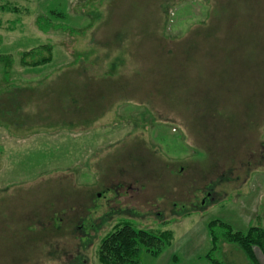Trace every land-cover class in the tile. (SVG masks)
<instances>
[{
  "label": "rangeland",
  "instance_id": "374dc122",
  "mask_svg": "<svg viewBox=\"0 0 264 264\" xmlns=\"http://www.w3.org/2000/svg\"><path fill=\"white\" fill-rule=\"evenodd\" d=\"M0 54V264H101L124 221L172 233L142 264H210L211 220L264 227V0H0Z\"/></svg>",
  "mask_w": 264,
  "mask_h": 264
},
{
  "label": "trees",
  "instance_id": "16d2710c",
  "mask_svg": "<svg viewBox=\"0 0 264 264\" xmlns=\"http://www.w3.org/2000/svg\"><path fill=\"white\" fill-rule=\"evenodd\" d=\"M37 25L42 30H47L51 25L49 20L38 16ZM32 48L29 51L21 53V62L24 66H39L51 60L50 55L35 58L36 50ZM30 56L33 60L24 61ZM1 58V54H0ZM208 235L211 242V249L205 254V258L210 264H222L213 253L218 248L220 238L227 242L234 243L239 247L250 264H259L254 249H258L264 256V227L260 225L250 226L245 232L233 231L229 225L220 220H211L207 224ZM172 233L162 231L158 234L148 233L135 227L127 221L117 223L110 232L105 234L99 241L98 260L101 264H142L140 262V245L152 255H158L161 250L171 244ZM173 264H178L176 257L172 256Z\"/></svg>",
  "mask_w": 264,
  "mask_h": 264
},
{
  "label": "crops",
  "instance_id": "0c3cea01",
  "mask_svg": "<svg viewBox=\"0 0 264 264\" xmlns=\"http://www.w3.org/2000/svg\"><path fill=\"white\" fill-rule=\"evenodd\" d=\"M254 252L258 259L259 264H264V256L261 254V252L258 249H254Z\"/></svg>",
  "mask_w": 264,
  "mask_h": 264
},
{
  "label": "flooded vegetation",
  "instance_id": "af4514ba",
  "mask_svg": "<svg viewBox=\"0 0 264 264\" xmlns=\"http://www.w3.org/2000/svg\"><path fill=\"white\" fill-rule=\"evenodd\" d=\"M208 197H210V194L208 195Z\"/></svg>",
  "mask_w": 264,
  "mask_h": 264
}]
</instances>
